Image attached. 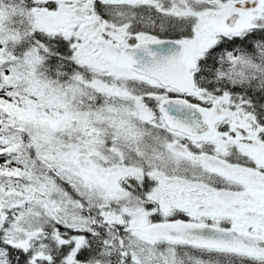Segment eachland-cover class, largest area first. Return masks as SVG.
<instances>
[{
    "label": "snow or ice",
    "instance_id": "snow-or-ice-1",
    "mask_svg": "<svg viewBox=\"0 0 264 264\" xmlns=\"http://www.w3.org/2000/svg\"><path fill=\"white\" fill-rule=\"evenodd\" d=\"M0 264H264V0H0Z\"/></svg>",
    "mask_w": 264,
    "mask_h": 264
}]
</instances>
